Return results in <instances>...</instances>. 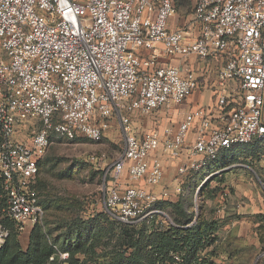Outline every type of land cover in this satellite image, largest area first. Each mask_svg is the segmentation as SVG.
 Masks as SVG:
<instances>
[{
	"label": "built area",
	"instance_id": "1",
	"mask_svg": "<svg viewBox=\"0 0 264 264\" xmlns=\"http://www.w3.org/2000/svg\"><path fill=\"white\" fill-rule=\"evenodd\" d=\"M175 13V0H0V249L12 224L23 233L45 218L37 176L55 137L99 142L119 121L125 144L103 167V207L126 225H174L159 202L187 198L186 179L224 150L264 142V0H196L185 29L170 28ZM210 60L222 63L217 118L200 104L176 127L133 128L207 88ZM183 152L163 186L162 157ZM50 261L74 264L69 253Z\"/></svg>",
	"mask_w": 264,
	"mask_h": 264
},
{
	"label": "rangeland",
	"instance_id": "2",
	"mask_svg": "<svg viewBox=\"0 0 264 264\" xmlns=\"http://www.w3.org/2000/svg\"><path fill=\"white\" fill-rule=\"evenodd\" d=\"M196 0H179L176 13L173 16L170 28L191 27L188 23L193 4ZM146 13L144 14V18ZM195 68L203 66L197 64L196 59L189 60ZM216 60L210 62V80L208 87L201 88L191 97L197 104L210 106V112L217 117L216 109V86L217 67ZM207 67V64H205ZM203 69V68H202ZM208 77V79H209ZM173 110L170 113L160 111L156 118L135 120L133 128L138 131L160 125L163 129L166 126L174 127L182 120V110ZM179 110V111H178ZM28 128L18 130V136L24 140L30 139L26 136ZM102 142L96 143L87 139L68 140L59 137L53 141L45 158L39 176L41 185V200L45 201L46 214L43 227L46 240L54 248V256L59 253H68L60 250L63 243L59 240L63 229L60 228V219L67 218L70 211L76 212V216L84 220L96 217L105 213L111 220H115L103 207L104 198V173L100 171L109 167L111 160L122 152L125 144L119 121L111 122V127L106 132ZM104 155L105 162L101 168H94L89 164L90 156ZM239 160L219 168L215 175L209 174L206 170L202 176L186 179L185 187L191 188L190 195L179 200L183 203L185 211L193 210L196 206L194 197L198 193V214L200 208L206 207L207 219L219 221L223 227L217 233L219 240L210 247V261L214 264H264V150L253 147H244L238 152ZM163 165L167 164L168 178L163 186H168L177 176V163L169 162L166 157L162 158ZM169 163V164H168ZM104 167V168H103ZM165 170V169H164ZM166 172V173H167ZM206 173V174H205ZM221 176L223 182L215 178ZM191 178V179H190ZM219 190V195L202 200L201 192L205 189ZM205 198V196H204ZM196 208V207H195ZM169 217L170 215L166 213ZM197 215V214H196ZM49 221V222H48ZM239 222L243 224V236H232V225ZM50 230L53 231L50 234ZM31 227L23 232L27 245ZM54 240H58L56 244ZM84 257H81V261Z\"/></svg>",
	"mask_w": 264,
	"mask_h": 264
},
{
	"label": "trees",
	"instance_id": "3",
	"mask_svg": "<svg viewBox=\"0 0 264 264\" xmlns=\"http://www.w3.org/2000/svg\"><path fill=\"white\" fill-rule=\"evenodd\" d=\"M178 1L175 0V6ZM194 7L195 2L190 18ZM216 63L220 68L221 61ZM55 139L53 138V141ZM80 139L83 138L76 140ZM103 139L99 142H102ZM244 147L264 150V142L236 145L224 150L215 163L216 169L237 162L239 160L238 152ZM47 153L39 162L37 189L40 195L39 176ZM88 163L96 168L91 162ZM100 172L104 173L103 170ZM218 177L215 179L223 182L222 177ZM220 192L219 190L210 191L209 188L202 190V200L204 201L206 196L209 199L210 193L212 197H215ZM41 204L46 214L45 201L41 200ZM158 208L170 215L174 225L163 223L159 216L149 223L126 225L117 220H110L105 213L84 220L77 217L76 212H67L69 213L67 218L59 220L62 221L59 225L63 229L59 236V240L63 241L60 250L68 252L70 262L74 264H214L210 261V247L219 240L217 233L221 224L227 223L208 220L205 206L200 208V214L196 215L193 210L189 213L185 211L180 200L161 201L158 203ZM11 227V237L7 244L0 249V264H55L50 261L55 253L54 248L46 240L41 225L38 224L31 228L26 248L21 243V233L16 230L13 224ZM52 233L53 231L50 230V234ZM57 241L54 240V243L56 244ZM81 257H84L83 261H81Z\"/></svg>",
	"mask_w": 264,
	"mask_h": 264
},
{
	"label": "crops",
	"instance_id": "4",
	"mask_svg": "<svg viewBox=\"0 0 264 264\" xmlns=\"http://www.w3.org/2000/svg\"><path fill=\"white\" fill-rule=\"evenodd\" d=\"M210 62H211V60H210ZM218 62V61H217ZM193 97V96H192ZM199 104H197V103H195V102H193V100H191V98H189L188 100H187V102H185L183 105H181L180 107H177V108H175L174 110H177V109H181L182 107H184V108H186L185 110H182V113L184 114L183 115V118H182V120L184 119V116H185V114L186 113H188V112H190V111H192L193 109H195L197 106H198ZM173 111V110H172ZM179 111V110H178ZM217 118V117H216ZM148 119H151L152 120V118H148ZM182 120H180L179 122H177V125L182 121ZM216 122H218V120H216ZM177 125H175L174 127H176ZM156 127V126H155ZM153 128V127H152ZM144 129H150V128H146V127H144ZM162 157V156H161ZM165 157V156H164ZM163 158V157H162ZM167 158V157H166ZM168 159V158H167ZM187 160H188V155L185 153V152H183V154L181 155V157H180V159H178V160H169V162H172V163H177V168H179V166H181V165H183V164H185L186 162H187ZM169 164V163H168ZM167 164L165 165V170H164V176H163V181H162V183L163 182H167V178H168V172L166 171L167 170ZM217 165L216 164H213L212 165V167L210 168V171L208 172V173H210V174H212V175H215V171H217ZM167 172V173H166ZM178 172V171H177ZM170 185V184H169ZM243 224H244V222H242L241 223V225L239 226V222H234L233 223V225H232V236H234V237H237V236H243ZM221 227H223V226H221ZM221 227H220V229H221ZM220 229H219V231H220ZM29 232H31V231H29ZM24 233H21V235H20V240H21V243H22V245H23V247L24 248H26L27 247V245H28V243H27V245H25L23 242H24V240H25V237H24V235H23ZM30 235V234H29ZM28 242H29V238H28Z\"/></svg>",
	"mask_w": 264,
	"mask_h": 264
}]
</instances>
